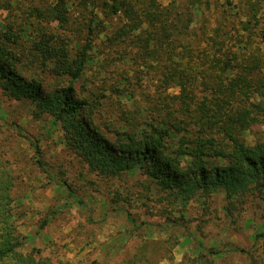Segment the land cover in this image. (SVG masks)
Instances as JSON below:
<instances>
[{
	"label": "trees",
	"instance_id": "1",
	"mask_svg": "<svg viewBox=\"0 0 264 264\" xmlns=\"http://www.w3.org/2000/svg\"><path fill=\"white\" fill-rule=\"evenodd\" d=\"M0 10L8 13L0 17L2 93L29 103L33 118H49L51 131L59 125L65 153L92 173L143 177L168 205L167 226L182 227L187 241L191 202L209 205L223 191L234 222L250 202L264 205V137L246 141L264 124V0H0ZM14 185L0 170V264H56L22 251ZM130 201L122 207L138 230L148 222ZM168 235L144 240L121 264L172 260L177 238ZM195 237L199 252L182 264L228 255L262 264L264 231L252 251Z\"/></svg>",
	"mask_w": 264,
	"mask_h": 264
},
{
	"label": "rangeland",
	"instance_id": "2",
	"mask_svg": "<svg viewBox=\"0 0 264 264\" xmlns=\"http://www.w3.org/2000/svg\"><path fill=\"white\" fill-rule=\"evenodd\" d=\"M7 14L0 10V17ZM49 123V118H33L29 103L8 98L0 88V170L14 178L12 197L20 217L18 229L24 237L21 248L24 253L40 250L39 256L56 264H91L94 260L121 264L144 240L168 238L173 232L177 238L173 258L157 264H182L199 252L195 236L206 246L217 243L224 250L227 249L224 244H233L252 251L263 243L262 238L255 245L256 234L264 231V205L258 200L250 202L234 222L225 213L223 191L215 194L209 205L190 203L184 222L194 235L192 241H187L180 235L182 227L167 226L168 219L161 214V208L168 205L157 202V193L151 195L142 186L143 177L138 181L131 177L106 179L92 173L87 164L65 153L59 125L51 131ZM258 135L264 137V124L246 133L247 143L254 144ZM31 140L41 148L48 172L39 166V154ZM61 181H67V185ZM140 195L146 197L140 199ZM124 198L131 199L128 210L139 222L147 221V225L130 229L122 207ZM174 214L180 216V212ZM216 263L248 264V261L240 255H228Z\"/></svg>",
	"mask_w": 264,
	"mask_h": 264
}]
</instances>
